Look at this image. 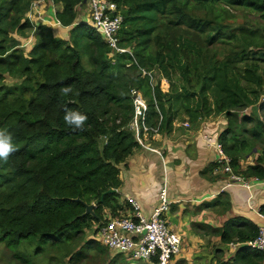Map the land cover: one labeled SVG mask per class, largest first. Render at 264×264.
Instances as JSON below:
<instances>
[{
	"label": "trees",
	"instance_id": "16d2710c",
	"mask_svg": "<svg viewBox=\"0 0 264 264\" xmlns=\"http://www.w3.org/2000/svg\"><path fill=\"white\" fill-rule=\"evenodd\" d=\"M33 1L0 0V130L15 146L7 162L0 160V242L7 249L22 242H37L36 253L57 248L101 224L105 209L121 208L118 193L101 196L119 189L120 167L139 148L129 130L131 89L147 99L145 125L159 126V133L169 132L180 116L190 122L225 117L218 141L233 171L264 179V123L254 116L238 123L231 118L254 105L264 118V25L233 26L236 10L264 21V0H108L123 17L120 45L168 81L167 92L157 81L154 98L135 65L126 67L130 56L110 55L100 36L78 20L76 8L85 0H52L62 5L56 19L68 28L67 38L42 24L33 30L26 16ZM26 31L34 38L27 53L12 36L23 38ZM7 78L18 83L8 85ZM65 87L72 91L65 95ZM69 111L87 116L83 128L65 122ZM253 153L256 162L242 169L239 160ZM215 168L212 163L206 172ZM75 199L94 204L95 216L80 217L85 208ZM259 210L264 213V205ZM257 229L236 217L217 230L223 242L241 244L233 263L225 264L264 263L263 253L244 245ZM92 244L98 242L86 248ZM94 249L104 252L100 245Z\"/></svg>",
	"mask_w": 264,
	"mask_h": 264
},
{
	"label": "crops",
	"instance_id": "0c3cea01",
	"mask_svg": "<svg viewBox=\"0 0 264 264\" xmlns=\"http://www.w3.org/2000/svg\"><path fill=\"white\" fill-rule=\"evenodd\" d=\"M35 1H38L35 9L26 16L36 25L50 27L54 36L56 30L57 37L67 38L68 28L56 24V13L62 10V5L51 0ZM76 10L79 20L81 9ZM44 15L50 17L51 24L43 19ZM28 41L32 46L33 36ZM211 119L175 120L169 132L145 138L144 144L149 149L139 146L120 167L121 186L116 192L120 197L119 205L122 207L125 197H133L140 203L144 215L157 204L158 190L166 180L167 194L173 201L167 219L171 229L182 238L181 251L174 264L233 263L241 244L223 242L217 230L236 217L257 225L255 211L264 205V186L254 188L251 193L238 186L225 188L227 176L206 172L215 159V152L203 146L199 132L206 129L219 134L226 123L222 116L218 121ZM184 123L188 127H184ZM253 157L239 160L242 169L254 164ZM103 215L109 216L110 211L105 209Z\"/></svg>",
	"mask_w": 264,
	"mask_h": 264
},
{
	"label": "built area",
	"instance_id": "2783aa9c",
	"mask_svg": "<svg viewBox=\"0 0 264 264\" xmlns=\"http://www.w3.org/2000/svg\"><path fill=\"white\" fill-rule=\"evenodd\" d=\"M37 2H31L28 13L35 9ZM51 2L53 1L51 0ZM83 7L86 15L85 18L80 16V21L85 22L100 36L110 50V55L128 54L130 56L132 62L126 64V67H131L132 64L135 65L137 73L147 80L152 98H154L153 90L157 83L155 72L140 66L135 61L132 49L120 45L119 34L123 17L116 4L108 0H85L84 4L79 6L80 9ZM27 18L34 30L36 24L33 23L31 17ZM56 24L61 26L58 20H56ZM27 43L26 46L30 42ZM159 87L162 92H165L160 83ZM129 93L133 107V118L129 124V130L133 132L139 146L148 148L144 144V139L158 134L159 126L149 128L145 125L147 99L143 93L137 89H131ZM262 101H264L263 98ZM183 126L188 127V124L184 123ZM218 135L209 133L206 129L199 132V138L203 146L212 148L215 152L213 163L216 164V168L214 172H220L222 175L227 176L228 183L225 188L238 186L251 193L254 188L263 187L264 179L254 176L245 177L233 171L231 158L225 154L221 143L218 141ZM248 199L250 200L251 196ZM172 202L167 194L165 179L158 190L157 204L148 215L142 213L141 205L135 198L125 197L122 207L114 213L110 212L109 216H103L102 223L96 226L95 237L98 244L111 253L123 256L128 264L138 262L174 264L176 256L181 251L182 238L171 229L167 219ZM255 215L258 218L257 235L252 240L245 242L244 245L264 254V213L258 209L255 211ZM231 245L235 246L234 244ZM238 245L237 243L236 246Z\"/></svg>",
	"mask_w": 264,
	"mask_h": 264
},
{
	"label": "rangeland",
	"instance_id": "374dc122",
	"mask_svg": "<svg viewBox=\"0 0 264 264\" xmlns=\"http://www.w3.org/2000/svg\"><path fill=\"white\" fill-rule=\"evenodd\" d=\"M236 16V21L233 23L234 27H246L250 29L261 28L264 25V21L260 19V17L250 11L246 10H236L233 12ZM86 14L84 7L81 8L80 16L84 17ZM43 19H46L50 22V17L48 15H44ZM47 22V21H46ZM48 23V22H47ZM53 26V23H52ZM55 36L56 30L54 31ZM17 40L20 41V45L24 47L25 53L29 51L31 48L29 45L26 46V43L32 38L33 34L30 31L25 32V37L19 38L17 34H12ZM57 37V36H56ZM62 38V37H59ZM34 41V38H33ZM27 43V44H28ZM26 46V47H25ZM235 46V45H234ZM223 46H216L215 49L218 51L223 50ZM232 50L237 49L236 47H232ZM241 49V47H240ZM244 49V47H243ZM213 50V48L211 49ZM227 50V48H226ZM241 65V64H239ZM262 66V74L264 73V63L261 64ZM156 80L159 81L160 86L165 92L169 89L168 81L156 74ZM17 80H12L7 78L6 84L8 85H15L17 84ZM142 93V92H141ZM264 99V93L261 96ZM241 116L244 117H257L264 123V118L261 116V113L258 109V105L250 106L244 108L243 110L237 111L233 113L231 117L235 122H240ZM223 117V116H222ZM184 117L180 116L179 120L183 119ZM212 121H218L219 116H211ZM226 121V118L224 117ZM252 124L246 125V128H250ZM223 129L227 127V122L222 125ZM223 131V130H222ZM217 133V132H214ZM221 132H219L220 134ZM253 155L254 163L256 162V153L251 154ZM246 159V158H245ZM97 225H94L90 230H86L84 235L80 236L74 241L68 242L64 245H60L57 248H46L44 251L36 253L37 242H33L28 244L27 242H22L15 248L7 249L4 243L0 242V264H128V262L122 257L121 255L114 254L103 248L100 244H92L91 247L88 249L86 248V242L88 241H95V228ZM101 246L104 249V252L99 253L94 248L96 246ZM81 254V258L76 260V255ZM72 260L70 261V258ZM136 264H150V263H142L138 262Z\"/></svg>",
	"mask_w": 264,
	"mask_h": 264
},
{
	"label": "clouds",
	"instance_id": "9594fccd",
	"mask_svg": "<svg viewBox=\"0 0 264 264\" xmlns=\"http://www.w3.org/2000/svg\"><path fill=\"white\" fill-rule=\"evenodd\" d=\"M62 91L66 95L70 93L72 89L70 87H65ZM64 120L69 126L81 129L87 120V116L79 112L69 111L65 115ZM14 151L15 146L12 142V135L6 129L0 130V160L7 162L8 157Z\"/></svg>",
	"mask_w": 264,
	"mask_h": 264
},
{
	"label": "water",
	"instance_id": "95a60500",
	"mask_svg": "<svg viewBox=\"0 0 264 264\" xmlns=\"http://www.w3.org/2000/svg\"><path fill=\"white\" fill-rule=\"evenodd\" d=\"M116 192H117V190H115V189H109L105 193L102 194L101 199L106 194H113V193H116ZM74 201L75 202H80L84 206V208H85L84 213L81 214L80 217H85L87 215L95 216V213H94V204H86V203L82 202L80 199H75Z\"/></svg>",
	"mask_w": 264,
	"mask_h": 264
}]
</instances>
